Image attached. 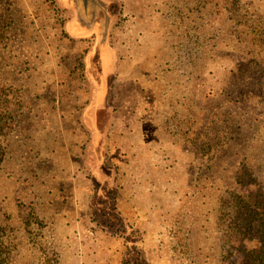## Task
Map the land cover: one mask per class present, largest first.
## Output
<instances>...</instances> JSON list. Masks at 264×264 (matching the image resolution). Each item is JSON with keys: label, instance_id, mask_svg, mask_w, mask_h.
<instances>
[{"label": "rangeland", "instance_id": "rangeland-1", "mask_svg": "<svg viewBox=\"0 0 264 264\" xmlns=\"http://www.w3.org/2000/svg\"><path fill=\"white\" fill-rule=\"evenodd\" d=\"M11 2L0 0L9 263L246 264L258 240L235 235L229 198L264 184V0ZM98 124L114 179L87 157Z\"/></svg>", "mask_w": 264, "mask_h": 264}, {"label": "trees", "instance_id": "trees-1", "mask_svg": "<svg viewBox=\"0 0 264 264\" xmlns=\"http://www.w3.org/2000/svg\"><path fill=\"white\" fill-rule=\"evenodd\" d=\"M11 1V0H9ZM13 1V0H12ZM13 6H15V3L11 2ZM12 14L10 12H6L5 18H10ZM252 27V25H248ZM65 27L63 28V34L68 36V33H66ZM257 38H261L262 36L259 35L258 33L255 34ZM69 37V36H68ZM72 41L76 39L75 37H69ZM109 47V46H108ZM110 53H112V48L109 47ZM91 50V49H90ZM88 50L85 52L87 54ZM84 54V55H85ZM86 56V55H85ZM84 64H85V60ZM111 68L110 70L115 71V63H114V58L113 61H110ZM86 64L83 65V70L85 71ZM113 71V72H114ZM86 72V71H85ZM105 72V71H104ZM113 74V73H112ZM112 74H104V79L109 81V79L112 77ZM102 84V83H101ZM88 85L90 86V82L88 80ZM109 86V84H108ZM104 94H105V90ZM92 93L94 91L92 90ZM91 93V94H92ZM1 94V92H0ZM94 97L92 96V99ZM90 102V106H91ZM101 117V116H100ZM103 121L102 119L100 122ZM99 122V124H100ZM98 124V128L93 127L94 130V138L89 146L87 157L90 161H92V167L95 171H99L100 174L105 178V179H114L116 176L115 169L113 168H107L103 165V160L101 158L102 155V139H101V129L102 126ZM186 130H189L186 128ZM195 131V129H193ZM189 133V132H188ZM100 135V136H98ZM185 135V134H184ZM98 136V137H97ZM247 160V159H246ZM251 162H246V169L247 165H249ZM249 173H252L251 170L247 169ZM251 178V176L245 175V172H241L238 175V180H241L243 183H247L248 179ZM253 188L252 191L249 192H242V193H237L233 192L232 195L230 194L229 201L233 204L235 211H234V218L236 219V223L240 225L238 228L235 230V235L238 237H245L247 233H254L255 236L257 237L258 240V247L257 249H254L252 251H246V264H264V184L262 181L259 179H255L252 182ZM229 232H233L232 229H230ZM10 257L9 254L7 253V250L5 248H0V264H10ZM123 264H132V262L128 259H125ZM134 264V262H133ZM137 264V260L135 262Z\"/></svg>", "mask_w": 264, "mask_h": 264}, {"label": "crops", "instance_id": "crops-1", "mask_svg": "<svg viewBox=\"0 0 264 264\" xmlns=\"http://www.w3.org/2000/svg\"><path fill=\"white\" fill-rule=\"evenodd\" d=\"M13 3H15V0H13Z\"/></svg>", "mask_w": 264, "mask_h": 264}]
</instances>
